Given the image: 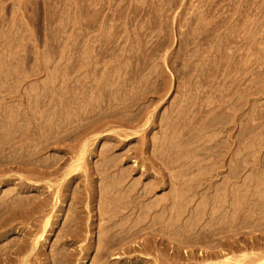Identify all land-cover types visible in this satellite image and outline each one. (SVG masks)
I'll list each match as a JSON object with an SVG mask.
<instances>
[{
  "label": "rangeland",
  "instance_id": "obj_1",
  "mask_svg": "<svg viewBox=\"0 0 264 264\" xmlns=\"http://www.w3.org/2000/svg\"><path fill=\"white\" fill-rule=\"evenodd\" d=\"M115 22L117 31L108 36ZM90 89H98L97 94ZM109 102L126 115L143 108L145 117L156 119L149 131L112 151L114 157L129 154L114 168V177L125 171L126 184L139 188L163 183L145 200L161 202L149 211L148 222L160 224L161 206L172 199L191 201V215L195 208L201 212L202 204L213 207L214 216L223 213L221 205L231 214L239 204L242 240L264 242V231L258 230L264 222V0H0V149L12 138V147L23 155L37 141L49 145L41 158L63 156L61 150L73 144L76 151L81 144L76 145L74 133L93 108ZM143 120L134 125L114 121L90 136L128 134ZM95 141L78 172L91 168L96 177L101 151L114 141ZM145 141L150 146L141 154ZM67 156L63 169L75 160V154ZM137 162L153 176L142 174ZM12 170L13 175L25 173ZM181 178L197 186V193L174 196ZM81 179L73 184L76 191L84 187ZM17 187L16 178L0 185V195ZM72 197L63 202L48 233L47 252L64 238L75 206ZM101 201L94 202L91 213L83 212L95 220L94 248L107 219L99 215ZM121 211L138 216L131 209ZM84 243L66 248L76 252L75 261L93 264L96 250L80 251ZM248 249L257 252V245Z\"/></svg>",
  "mask_w": 264,
  "mask_h": 264
},
{
  "label": "bare ground",
  "instance_id": "obj_2",
  "mask_svg": "<svg viewBox=\"0 0 264 264\" xmlns=\"http://www.w3.org/2000/svg\"><path fill=\"white\" fill-rule=\"evenodd\" d=\"M118 26V23H113L108 30V36L112 31L115 33ZM97 91L98 89L91 90V95H96ZM125 112L119 111L112 102L106 107L98 105L93 108L89 112V119L74 133L76 145L80 143V148L75 151L73 144L69 149L61 150L63 156L60 157L41 158L40 154L49 146L42 141L32 142L33 149L27 155L18 153V146L12 147L15 143L12 138L2 143L0 185H8L17 178L18 187L0 195V241L15 235L0 245V264H85L75 261L78 259L76 252L66 248L68 245L82 243L83 240L86 243L78 245L80 251H89L92 248L96 250L93 264H149L148 261L154 264H264V242L258 239L257 243L255 239L250 243L242 240L244 233L239 204L233 206V209L229 206V209L233 210L231 214L225 205H221L219 208L224 210L223 213L215 216L213 207L202 204L199 207L203 210L199 212V209L195 208L191 215V201L172 199L168 205L161 206L164 215L160 224H157L155 219L147 221L149 211L161 202L149 205L145 200L152 189L163 183L160 184V181L156 180L151 189L145 186L139 188L136 184H126L125 171H119L117 177H114V168L120 162L126 161L129 154L114 157L112 151L117 147L123 148L126 143L136 139L139 133L149 131L156 119L153 114L145 117L143 108L131 115H126ZM142 120L143 123L138 129L128 134L124 130L123 133L114 131L105 132L100 137L90 136L93 131L103 129L114 121L134 125ZM120 135H123L124 140L118 137ZM100 138L111 139L114 144L104 147L101 151L103 155L99 168L93 169L96 177L92 176L91 168H84L79 173L78 168L84 166L86 154L94 152V149L89 148L90 145ZM21 145L20 143L19 146ZM149 146V141L143 142L140 153H147ZM135 153L137 154V150ZM67 154H75V160L70 167L63 169ZM135 165L144 168L142 174L153 176V172L145 163L137 162ZM12 167L25 173L13 175ZM137 169L139 168L133 170ZM58 176H61L60 180L55 179L57 183L52 182L53 178ZM98 176L102 181L100 188L94 184ZM183 176L181 173L180 177ZM33 177L36 180L33 181ZM81 177V181H85L84 187L81 191H76L77 188H73V184ZM177 186L174 188V196L197 193L198 187L185 183L182 178ZM33 191L36 194L30 199L28 194ZM71 194L75 206L68 219V228L63 232L64 238L60 240L59 247L47 252L48 233L54 231V224H57L63 212L62 204ZM98 198L104 202L99 207V215L107 219L98 232L99 245L94 248L90 238L93 237L91 230L95 228V220L85 218L83 212L88 209V213H91ZM123 208L131 209L132 214L137 212V218L123 215ZM185 212L189 213L186 219ZM213 216L220 217L215 220ZM260 224L262 227H258V230L264 231V222ZM256 245L257 252L248 249Z\"/></svg>",
  "mask_w": 264,
  "mask_h": 264
}]
</instances>
